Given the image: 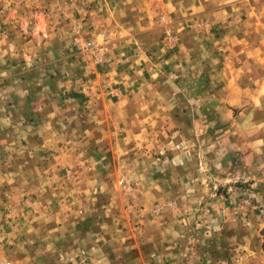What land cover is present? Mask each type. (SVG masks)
Instances as JSON below:
<instances>
[{
  "label": "rangeland",
  "instance_id": "rangeland-1",
  "mask_svg": "<svg viewBox=\"0 0 264 264\" xmlns=\"http://www.w3.org/2000/svg\"><path fill=\"white\" fill-rule=\"evenodd\" d=\"M13 1L0 0V36L10 32L4 25L5 8ZM137 1L162 27L160 49L168 62L161 63L159 57L158 68L170 74L176 97L183 103L172 119L168 130L172 138L163 143L165 150L161 147L152 160H144L140 175H118L108 166L101 172L108 158L98 167L87 166L71 150L66 125L62 141L56 143L50 140L52 127L46 125V142L38 148L37 142L30 141L28 158L16 149L21 146L20 137L11 156L5 151L0 156V167L9 169L0 174V229L8 223L12 229L29 226L24 217L39 228L43 223L32 221L33 217H95L90 224L99 230L98 217H133L131 226L105 223L109 246L122 248L111 253L110 262L264 264V0ZM20 22L11 29L10 43L22 67L31 68L37 65L32 58L45 55L40 40L52 43L53 39L42 29H25ZM83 28L77 22L72 29V50L81 60V71L95 74L107 62L111 33L98 29L88 35ZM100 32L106 33L107 42L101 51L103 60L96 61L78 43L101 42ZM46 62H40L39 77L36 72L28 82L16 78L14 85L25 84L31 91L37 86L68 85L58 76L67 71L65 64ZM97 86L105 88L106 84L101 81ZM51 92L46 94L51 96ZM61 96L63 101L68 98ZM9 128L0 124L2 145L7 133L20 135L23 130L20 125L14 131ZM29 130L28 137L34 132ZM74 147L82 146L74 143ZM137 177L142 188L136 191ZM134 227L136 237L131 231ZM123 233L124 239L119 238ZM135 249H141L140 257ZM83 256L66 262L74 264ZM0 264L15 261L2 252Z\"/></svg>",
  "mask_w": 264,
  "mask_h": 264
},
{
  "label": "crops",
  "instance_id": "crops-1",
  "mask_svg": "<svg viewBox=\"0 0 264 264\" xmlns=\"http://www.w3.org/2000/svg\"><path fill=\"white\" fill-rule=\"evenodd\" d=\"M13 2L5 8L4 25L10 28V32H3L0 40V49L5 47V51L0 52V97L3 96L0 101V124L5 123L6 127H10L8 131H14L19 125L23 130L20 135L17 131L7 133L6 143H0V156L3 151L11 156L15 151L12 150L13 145L22 137L18 142L21 146L18 145L16 149L20 148V156L28 158L32 148L28 145L30 141L37 142L38 148L46 142V125L52 127L49 135L53 136L50 140L54 143L62 141V126L66 125L68 140L73 144L70 145L71 150L88 162L87 166H97V163L102 164L103 158H108L101 172L108 166L107 169L118 175H140L145 163L152 160L155 153L165 150L163 143L172 138L168 130L174 114H179V109L183 108V103L176 97L177 91L171 85L172 77L158 68L159 57L161 63L168 62L160 49L162 39L158 33L162 27L156 25L153 16L146 13L147 7H142L137 0ZM18 11H21L19 15ZM15 16L19 18L14 19ZM19 20L21 24L25 23V29H42L53 39L52 43L40 40L45 55L39 53L34 58L29 55L33 65L37 63L31 68L22 67L21 58L14 55L10 43L13 37L11 29L19 24ZM77 22L84 27L82 32L88 35L98 29H107L111 33L107 62L95 74L85 75L81 71V60L72 50L71 31ZM92 26L93 29H90ZM25 44L29 45V42ZM58 51L60 54L56 55ZM42 61L65 64L67 71L58 76L68 85L56 84L57 87L50 89L37 86L34 91L25 88L23 83L22 87L14 85L16 78L28 82L36 72V77H39ZM34 68L38 71H34ZM48 74L52 75L51 72ZM101 81L106 84L105 88L97 86ZM215 87L216 84L212 86ZM47 91H52L51 96L46 94ZM62 94L68 96L64 101ZM32 128L34 132L28 137ZM74 143L82 147L76 150ZM101 152L106 153L105 157ZM5 171L8 173L9 169L0 167V174ZM136 179L133 190L137 191L142 184L139 177ZM83 191L89 192L88 188ZM94 218L33 217L32 221L43 223L40 229L38 223H30V217H24L29 226L12 229L8 223L3 230L0 229V253L10 256L15 264H68L66 260L77 255H84V259L74 264H115L110 262V255L122 252V248L109 246L110 231L106 230L105 223L118 221L123 227L126 223L131 226L135 218L98 217L101 228L93 230L90 223ZM131 231L134 237L135 227ZM125 236L126 233H123L119 238L124 239ZM135 251L140 257L141 249ZM39 256H43V259Z\"/></svg>",
  "mask_w": 264,
  "mask_h": 264
},
{
  "label": "built area",
  "instance_id": "built-area-1",
  "mask_svg": "<svg viewBox=\"0 0 264 264\" xmlns=\"http://www.w3.org/2000/svg\"><path fill=\"white\" fill-rule=\"evenodd\" d=\"M101 42L95 41V40H81L78 43V47L80 49H83L88 54L96 59V61H102L103 55L101 54V51L103 49V46L107 42V36L106 33L100 32Z\"/></svg>",
  "mask_w": 264,
  "mask_h": 264
}]
</instances>
